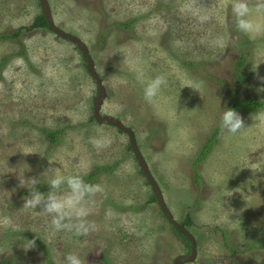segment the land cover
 <instances>
[{"label":"rangeland","instance_id":"374dc122","mask_svg":"<svg viewBox=\"0 0 264 264\" xmlns=\"http://www.w3.org/2000/svg\"><path fill=\"white\" fill-rule=\"evenodd\" d=\"M48 2L56 25L93 57L106 88L101 114L134 131L172 215L190 218L196 258L183 264H264V119L255 115L264 109L237 111L244 128L235 133L219 127L235 99L264 102L260 0H244L260 26L251 35L235 26L233 0ZM40 14L39 0H0V35L11 37L0 40V264H63L67 253L82 264H173L189 255L151 201L128 136L93 119L97 87L82 52L30 28ZM69 176L83 183L76 199L66 183L51 184ZM35 192L40 202L25 207ZM49 194L66 202L67 227L52 224ZM79 222L87 232L76 234ZM23 238L34 246L24 249Z\"/></svg>","mask_w":264,"mask_h":264},{"label":"clouds","instance_id":"9594fccd","mask_svg":"<svg viewBox=\"0 0 264 264\" xmlns=\"http://www.w3.org/2000/svg\"><path fill=\"white\" fill-rule=\"evenodd\" d=\"M257 10H264V0H260V2L256 5ZM231 11L234 16L235 26L239 28L241 31L247 34H254L260 30V26L256 24L251 18L248 17V9L244 0H233V4L231 6ZM162 82V77L157 76L147 82L144 86L143 93L145 98L150 99L157 92L160 84ZM255 115L264 119V112H256ZM219 127L222 131H227L229 133H235L238 130L244 128L243 120L239 112L231 107H223L219 116ZM97 143H99L97 141ZM131 148V147H130ZM258 163L252 164V167H256ZM64 182L71 189L72 199L78 198L81 190V186L83 185L81 178L78 176H69L66 180H58L54 179L51 181L53 187H56L59 183ZM87 187V186H85ZM41 193L35 192L32 194L31 199L25 198V207L28 205L35 206L40 202ZM65 201L57 197L49 194L48 202L45 205L46 210L49 213H57L58 215H53L52 224L57 228L67 227L60 221V215H63L62 209L64 208ZM76 215H82V213L77 210ZM74 229L76 234H80L81 232H87L88 228L84 226V222H79L74 225ZM188 230V229H187ZM189 231V230H188ZM190 232V231H189ZM22 246L24 249H28L34 246V240L25 239L22 240ZM63 264H82V261L78 255L75 253H67L63 258Z\"/></svg>","mask_w":264,"mask_h":264},{"label":"water","instance_id":"95a60500","mask_svg":"<svg viewBox=\"0 0 264 264\" xmlns=\"http://www.w3.org/2000/svg\"><path fill=\"white\" fill-rule=\"evenodd\" d=\"M39 3L41 6L42 14H43V16L47 22L48 29L51 30L52 32H54L57 36H59L63 39H66V40H70L73 43H75L77 45L78 49L83 53V55L86 58V70H87L88 74L90 75V77L94 80L96 87H97V95L95 96V98L93 100L94 119L98 123H101V124L107 123V124L114 125L121 132L125 133L128 136L131 150L133 151L134 156L137 159V161L140 165V168H141L143 174L145 175V177H146V179H147V181H148V183H149V185L153 191L154 196L156 197L157 204L159 205L161 212L163 213V215L165 216L167 221L173 227L178 229L181 233H183L189 239V241L191 243L190 254L189 255H178V256H176L174 261H173V264H183L186 262L193 261L196 258V241H195L193 235L173 217L171 211L169 210V208H168V206L164 200L162 191H161L157 181L155 180L154 176L152 175L140 148L138 147V143H137L134 131L132 129L128 128L127 126H125L121 120H119L113 116L101 114V107H102L103 102H104L105 97H106V88L103 84V81H102L99 73L95 69L94 60L91 56V53L89 52L87 45L79 37L61 30L56 25V23L53 19V16H52V12H51V8H50L48 0H39Z\"/></svg>","mask_w":264,"mask_h":264},{"label":"trees","instance_id":"16d2710c","mask_svg":"<svg viewBox=\"0 0 264 264\" xmlns=\"http://www.w3.org/2000/svg\"><path fill=\"white\" fill-rule=\"evenodd\" d=\"M30 28L31 29H37V28H47L48 29V25H47V22H46V20H45V18L43 16V14H40V15H38L35 18V20H34V22H33V24L31 25ZM16 35H17V33H14L12 36L16 37ZM7 38H11V37L10 36H6V35H0V40L7 39ZM76 47H77V45H76ZM84 58H85V56H84ZM85 60H86V58H85ZM231 108L235 109L236 111L245 110V109H247V110H261V109H264V102L260 101L258 99H255L253 97H250V96H244V97H242L240 99H238V98L235 99L234 104H233V106ZM93 119H94V117H93ZM57 134H58V132H53V133L49 132L48 136L50 138L54 139ZM212 147H213V138H210L205 143V145L203 146L202 152H201V156H200L199 160H202L203 158H205L206 155L208 154V152L212 149ZM95 176H96V172L91 173L90 174V179L94 178ZM151 201H154V202L156 201L157 202L156 197L154 196V194L151 197ZM186 221L187 222H184L182 224L185 227H186L187 223H190V218H188ZM173 228L175 229V231L178 234H180L182 237H184L186 239V241L188 242V246L191 248V243H190L189 239L183 233H181L178 229H176L175 227H173Z\"/></svg>","mask_w":264,"mask_h":264},{"label":"flooded vegetation","instance_id":"af4514ba","mask_svg":"<svg viewBox=\"0 0 264 264\" xmlns=\"http://www.w3.org/2000/svg\"><path fill=\"white\" fill-rule=\"evenodd\" d=\"M93 58V57H92ZM135 137H136V135H135ZM174 217V216H173ZM181 224V223H180ZM185 227V226H184ZM186 228V227H185ZM187 229V228H186ZM190 250H191V248H190Z\"/></svg>","mask_w":264,"mask_h":264}]
</instances>
